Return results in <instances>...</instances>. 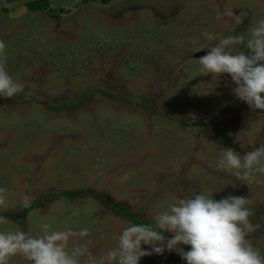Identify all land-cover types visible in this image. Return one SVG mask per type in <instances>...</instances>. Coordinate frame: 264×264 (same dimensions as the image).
I'll use <instances>...</instances> for the list:
<instances>
[{
	"label": "rangeland",
	"instance_id": "obj_1",
	"mask_svg": "<svg viewBox=\"0 0 264 264\" xmlns=\"http://www.w3.org/2000/svg\"><path fill=\"white\" fill-rule=\"evenodd\" d=\"M27 1L0 0L6 70L23 85L0 97V188L8 190L0 214L12 216L0 230L87 228L69 249L87 244L101 256L133 223L92 194L152 224L175 198L244 196L259 225L246 239L264 256V183L246 185L217 168L225 148L242 156L264 145V112L236 98L227 74L202 75L195 57L207 52L204 33L216 36L212 43L247 36L264 18V0H48L66 10L58 19L28 11ZM225 9L247 15L237 25ZM50 193L59 195L43 198ZM9 264L30 262L14 256ZM139 264L187 262L165 250Z\"/></svg>",
	"mask_w": 264,
	"mask_h": 264
},
{
	"label": "clouds",
	"instance_id": "obj_2",
	"mask_svg": "<svg viewBox=\"0 0 264 264\" xmlns=\"http://www.w3.org/2000/svg\"><path fill=\"white\" fill-rule=\"evenodd\" d=\"M240 25L246 12L234 15L231 9L221 14ZM209 42L207 52L198 59L200 73L211 74L212 80L227 74L235 85L232 91L237 99L245 102L253 111L264 112V18L244 34L232 35L216 41V36L204 33ZM243 46L245 51L240 50ZM5 43L0 40V97L11 99L23 91L8 74L5 65ZM223 170L243 184L264 183V145L237 154L225 148L217 163ZM123 180L127 176L122 177ZM8 190L0 188V207L6 208ZM32 198L25 194L21 206L30 207ZM253 201L244 196L228 195L219 200L202 193L189 198H175L167 209L157 212L153 224H131L116 239V247L101 256L94 255L87 244L69 249L71 237L90 235L87 228L78 232L72 229L54 230L50 223L40 224L41 234L33 236L21 230H0V264H9L14 256H20L30 264H139L141 257L165 250L176 253L187 264H264V256L246 239L259 225H253ZM8 220L0 216V225ZM171 233L166 239L164 233ZM147 245L150 251L144 250ZM181 245L190 246L184 251Z\"/></svg>",
	"mask_w": 264,
	"mask_h": 264
},
{
	"label": "trees",
	"instance_id": "obj_3",
	"mask_svg": "<svg viewBox=\"0 0 264 264\" xmlns=\"http://www.w3.org/2000/svg\"><path fill=\"white\" fill-rule=\"evenodd\" d=\"M112 0H81L80 5L82 4H88V3H96L100 5H108ZM24 7L31 12H43V13H48L51 18L58 19L60 17V14L62 12L64 13L66 10L65 9H60V8H51L49 5L48 0H29L24 4ZM3 12H6V8H2ZM84 191L81 190L77 194H83ZM66 195V193H63ZM75 194V193H74ZM59 194H45L43 198H54L57 197ZM94 198H96L100 203L104 205V207L108 210H110L113 214H115L118 217H121L125 220H128L132 222L133 224H152V222L147 221L143 219L141 216L135 214L134 212L128 211L127 209L123 208L122 205L113 203L111 200H103L99 199L95 194H92ZM0 216L10 218L12 217L11 215L8 214H0ZM166 239H170L172 235H169L167 233H164ZM180 247L183 248L184 251L190 250V246L186 245H181Z\"/></svg>",
	"mask_w": 264,
	"mask_h": 264
},
{
	"label": "water",
	"instance_id": "obj_4",
	"mask_svg": "<svg viewBox=\"0 0 264 264\" xmlns=\"http://www.w3.org/2000/svg\"><path fill=\"white\" fill-rule=\"evenodd\" d=\"M203 55H204L203 52H199V53H196V54H195V57H196V58H200V57H202Z\"/></svg>",
	"mask_w": 264,
	"mask_h": 264
}]
</instances>
